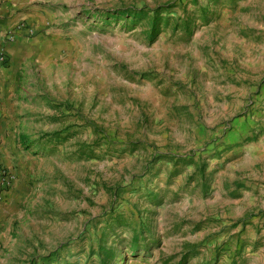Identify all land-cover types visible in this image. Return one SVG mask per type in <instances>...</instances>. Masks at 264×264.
<instances>
[{
  "label": "rangeland",
  "instance_id": "rangeland-1",
  "mask_svg": "<svg viewBox=\"0 0 264 264\" xmlns=\"http://www.w3.org/2000/svg\"><path fill=\"white\" fill-rule=\"evenodd\" d=\"M53 2L0 264H264V0Z\"/></svg>",
  "mask_w": 264,
  "mask_h": 264
},
{
  "label": "crops",
  "instance_id": "crops-1",
  "mask_svg": "<svg viewBox=\"0 0 264 264\" xmlns=\"http://www.w3.org/2000/svg\"><path fill=\"white\" fill-rule=\"evenodd\" d=\"M53 3V0H8L0 7V51L4 50L9 59L7 65L0 68V118L13 114L23 60L54 39L47 33L48 26L54 21ZM25 137V134L19 135L21 143ZM0 139L4 160L13 167L20 162L10 150L13 139L6 137V133L1 134ZM16 139L15 135V143ZM22 191L19 178L10 189L8 200L0 202V240L13 232L15 215L23 201Z\"/></svg>",
  "mask_w": 264,
  "mask_h": 264
},
{
  "label": "built area",
  "instance_id": "built-area-1",
  "mask_svg": "<svg viewBox=\"0 0 264 264\" xmlns=\"http://www.w3.org/2000/svg\"><path fill=\"white\" fill-rule=\"evenodd\" d=\"M8 0H0V7ZM12 38V35H9ZM9 59L4 52L0 51V68L7 65ZM15 170L7 164L4 160V155L2 153L1 142H0V202L7 201L9 197V191L12 188L16 180Z\"/></svg>",
  "mask_w": 264,
  "mask_h": 264
},
{
  "label": "trees",
  "instance_id": "trees-1",
  "mask_svg": "<svg viewBox=\"0 0 264 264\" xmlns=\"http://www.w3.org/2000/svg\"><path fill=\"white\" fill-rule=\"evenodd\" d=\"M123 13V12H122ZM121 13V14H122ZM132 13H136V11L134 10ZM138 13H141V11H138ZM25 141H28V142H30L31 143V141L30 140H28V137H25ZM133 249L134 250H137V246H133ZM117 252H115V250L114 251H108L107 253H106V256H107V258L109 257H112L113 255H115Z\"/></svg>",
  "mask_w": 264,
  "mask_h": 264
}]
</instances>
